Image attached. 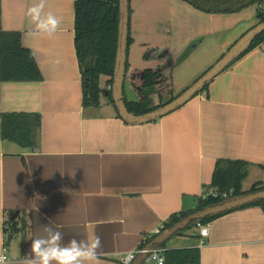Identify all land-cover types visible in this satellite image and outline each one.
<instances>
[{"label":"crops","instance_id":"1","mask_svg":"<svg viewBox=\"0 0 264 264\" xmlns=\"http://www.w3.org/2000/svg\"><path fill=\"white\" fill-rule=\"evenodd\" d=\"M34 3L39 0H0V34L19 32L42 76L0 79V254L5 246L11 264L32 258V239L51 222L64 232V243L84 239V225L94 224L102 241L96 264H122L171 216L196 207L220 159L249 163L255 179L244 190L264 185V44L170 114L130 124L108 99L107 77L98 106L84 104L75 0H46L45 13L61 19L52 37L29 35L35 26L25 13ZM263 4L208 13L185 0H129L127 75L160 65L144 58L148 50H168L178 59L200 39L173 70L180 94L259 23ZM5 113L40 116L34 145L2 138ZM11 222L17 230L8 235ZM208 224V237L194 226L166 248L198 247L201 264H264V208H238Z\"/></svg>","mask_w":264,"mask_h":264},{"label":"trees","instance_id":"2","mask_svg":"<svg viewBox=\"0 0 264 264\" xmlns=\"http://www.w3.org/2000/svg\"><path fill=\"white\" fill-rule=\"evenodd\" d=\"M185 1L208 13H235L252 5L259 6L264 2V0ZM74 10L75 47L83 79L84 104L98 106L101 93L100 82L102 77H107L108 99L114 105L111 86L118 45L119 0H75ZM256 17L259 19V23L264 22V12L259 7H257ZM131 41L130 34H128V48ZM199 43L200 39L193 41L178 59H174L168 50L146 51L145 59L165 58L162 65L153 69L134 70L127 75L128 65L126 63L125 81L130 83V88L136 94L135 99L132 100L125 97L128 111L135 115H142L174 100L177 95L173 89V70L178 63L189 56ZM261 44H264V32L254 39L250 48L243 55ZM41 78V72L31 51L22 45L20 33H1L0 79L3 81H39ZM207 88L208 84L202 91ZM154 95L157 96V104L153 102ZM39 131L40 116L38 114L5 113L1 115V136L3 139L11 140L22 146H32L36 143ZM248 168L249 163L245 161L218 160L212 181L204 194L196 200V207L171 216L164 224L163 230L172 227L197 210L221 202L226 197L240 196L264 189L261 182H256L249 189L244 190L243 183L248 176ZM261 168L264 169V165ZM210 192L215 193V196ZM249 206L264 208V200L241 208ZM226 213L228 212L208 217L199 223L208 224ZM196 224L197 222L192 223L186 230L193 228ZM16 230V224L11 222L10 228L6 232L8 235H12ZM152 239L153 237L147 239L141 247L144 248ZM161 248L165 249L164 264H201L198 247L169 249L166 248L165 243Z\"/></svg>","mask_w":264,"mask_h":264},{"label":"water","instance_id":"3","mask_svg":"<svg viewBox=\"0 0 264 264\" xmlns=\"http://www.w3.org/2000/svg\"><path fill=\"white\" fill-rule=\"evenodd\" d=\"M263 32L264 22H260L243 34L218 61L183 92L178 94L174 100L145 114L135 115L128 111L124 96L129 34V0H119L118 45L111 86V95L119 116L130 124H144L170 114L199 94L207 84L239 59L250 48L254 39ZM108 94L109 92H107ZM260 200H264V189L240 196H231L217 204L197 210L172 227L154 236L144 247L143 252L137 255L132 264H143L147 261L150 250L161 247L176 234L185 231L192 223H199L208 217L230 212Z\"/></svg>","mask_w":264,"mask_h":264},{"label":"clouds","instance_id":"4","mask_svg":"<svg viewBox=\"0 0 264 264\" xmlns=\"http://www.w3.org/2000/svg\"><path fill=\"white\" fill-rule=\"evenodd\" d=\"M46 0H39L27 8L25 15L35 26L32 36L52 37L58 30L61 19L51 11L45 13ZM65 234L52 222L41 228V235L32 239V258L26 264H96L98 250L102 247L100 236L95 232V225H84V239L75 236L64 243ZM133 253L124 255L122 264H132ZM0 264H11L8 256L0 254ZM159 264H164L163 258Z\"/></svg>","mask_w":264,"mask_h":264},{"label":"built area","instance_id":"5","mask_svg":"<svg viewBox=\"0 0 264 264\" xmlns=\"http://www.w3.org/2000/svg\"><path fill=\"white\" fill-rule=\"evenodd\" d=\"M210 194H213L215 196V193H213V192H210ZM196 227L199 230V236H200V238H206V237H208V235H209V224L197 223L196 224ZM163 229H164V225H162L159 228H156L154 230L153 234L150 236V238L151 237H154V236H156L158 234H160L163 231ZM200 244H203V241H200ZM143 249L144 248L141 247V248H139L137 250L131 251V253H133V255L135 257L134 260L136 259L137 255L139 253L143 252ZM164 251H165V249L164 248H161V247H158V248H155V249L150 250L148 252V259L147 260L148 261H151V262H155L156 264H159V261H160L161 258H163V260L165 261ZM1 254H4V255L8 256V250H7V248L5 246L2 248ZM8 258H9V256H8ZM123 259H124V257L122 258V260Z\"/></svg>","mask_w":264,"mask_h":264},{"label":"rangeland","instance_id":"6","mask_svg":"<svg viewBox=\"0 0 264 264\" xmlns=\"http://www.w3.org/2000/svg\"><path fill=\"white\" fill-rule=\"evenodd\" d=\"M263 4V3H262ZM263 6H264V4H263ZM161 62H160V65H162L164 62H165V58H162V59H159ZM103 93H102V91H101V95H102ZM124 94H125V97L128 99V100H132V99H135V97H136V94H135V92L130 88V83L128 82V81H125V83H124ZM152 99H153V102H155V101H157V96L156 95H154L153 97H152ZM254 179H255V176L254 175H250V176H248L246 179H245V181H244V183H243V186L245 187V188H248L249 186H250V184L254 181ZM166 246H168V244H166ZM144 264H156L155 262H148V261H146V262H144Z\"/></svg>","mask_w":264,"mask_h":264}]
</instances>
